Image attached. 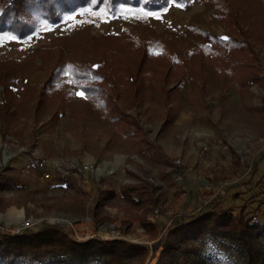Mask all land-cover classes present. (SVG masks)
I'll use <instances>...</instances> for the list:
<instances>
[{"label": "rangeland", "instance_id": "rangeland-1", "mask_svg": "<svg viewBox=\"0 0 264 264\" xmlns=\"http://www.w3.org/2000/svg\"><path fill=\"white\" fill-rule=\"evenodd\" d=\"M216 2L170 4L159 16L120 9L112 17L106 11L84 9L58 24L39 27L29 43L0 42V77L12 82L6 94L0 83V103L4 102L0 107V230L12 235L7 229L27 218L71 221V225L59 223L62 227L44 223L26 230L54 227L66 234L70 244L64 249H28L25 264H264V240L243 226L264 224L262 214L228 209L241 221L230 226L241 238L215 236L204 225L184 228L175 221L182 218L187 223L200 211H209L216 197L206 192L192 201L184 189V174L178 170L204 163L205 171L212 172L205 155L215 140L224 134L264 131V83L252 82L240 94L225 72L227 66L220 60L215 64L206 60L201 72L188 62L187 77L177 87L175 70L165 81L150 77L167 65L164 59L150 56L139 87L119 92L116 81L110 87L119 111L140 128L135 137L125 139L120 132L125 126L117 129L121 121L112 123L61 68L68 62L95 66L105 51L124 55V62L134 68L140 51L133 45L150 38L187 57V50L202 41V31L225 38L239 27V37L249 42L255 56L252 65L264 82V0ZM221 8L229 10L224 20L214 16ZM178 114L188 121L178 122ZM117 158L122 159L118 165ZM70 164L86 166L88 182L78 174L41 177L55 165L71 170ZM221 174L223 180L230 178ZM212 176L204 182L208 188ZM122 185L137 186L131 195L140 201L131 203L130 194L123 196ZM12 207L24 208V216L16 222L2 215ZM75 232L79 237L90 232L93 237L79 238ZM92 239L116 241L124 255L81 260L80 243Z\"/></svg>", "mask_w": 264, "mask_h": 264}, {"label": "trees", "instance_id": "trees-1", "mask_svg": "<svg viewBox=\"0 0 264 264\" xmlns=\"http://www.w3.org/2000/svg\"><path fill=\"white\" fill-rule=\"evenodd\" d=\"M186 1L188 0H0V42L13 40L29 43L30 37L39 31V27H50L58 24L65 17L72 16L84 9L106 11L112 17L120 9L144 11L149 15L159 16L167 10L170 4L183 6ZM214 1L216 2V0ZM224 2L227 3V0H224ZM216 5H218L217 2ZM226 11L229 12L228 9ZM226 11L222 8L218 9L217 12H214V16L219 20H224L222 16H229ZM230 15L235 16L232 11ZM233 20L236 26V18H233ZM235 30L234 35L228 34L226 36L227 39L212 32L202 31V41L187 50V57L169 50L163 42L150 38L146 42L137 40V44L133 45L134 50L138 49L140 51V55L135 60L134 68L128 62H124L126 58L124 55L109 51L103 52L105 53L104 58L99 60L95 66L91 64L83 66L75 62H68L61 68L66 69L70 73L86 97L95 101L112 123L117 124L121 121V124L118 123L117 129L125 126L124 130H120L123 138H132L135 137L140 128L136 121L119 111L114 102L116 94L111 88L113 81L117 82L116 85L120 90L119 92L135 90V88L139 87L141 85L140 81L146 76L144 68L150 56L160 57L167 64L164 68L153 72L150 77L152 78V75L158 76L165 81L169 74L175 70L179 75L176 82L177 87L187 77L188 62L193 63L194 68L201 72L202 65H204L206 60L214 64L218 63L219 60L223 62L227 66L225 72L231 80L235 81L240 94H245L247 86L252 82L260 81L262 84L264 83L252 65L255 56L249 42L245 38L239 37L242 34L241 28L237 27ZM122 60L123 62H121ZM0 83L4 88L5 94L11 91L9 88L10 83H12L10 79L0 77ZM3 105L4 102L0 103V107ZM182 171V168L178 170L179 173H182ZM136 189L137 186H121L123 196L128 197L130 194L129 201L131 203L140 201L135 194L131 195L132 191L135 192ZM212 204H209V211H200L190 222L186 223L184 219L176 218L177 225H181L184 228L204 225L215 236L241 238L242 236H236L238 235L237 231L234 232L230 228L233 221L238 223L241 221L225 207L214 209V204ZM243 226L252 229L264 240V224L243 223ZM69 244L66 234L54 227L41 228L35 232L26 231L20 234H4L0 238V263L25 264L23 256L28 249H64ZM77 244L83 245L82 255L84 257H81V260L92 261V259L104 255L115 257L124 255V250L115 246L116 241L103 242L92 239Z\"/></svg>", "mask_w": 264, "mask_h": 264}, {"label": "crops", "instance_id": "crops-1", "mask_svg": "<svg viewBox=\"0 0 264 264\" xmlns=\"http://www.w3.org/2000/svg\"><path fill=\"white\" fill-rule=\"evenodd\" d=\"M4 43L21 44L13 40ZM1 100L0 88V102ZM176 120L188 121L186 116L180 114L177 115ZM205 159L211 163L212 172L205 171L204 163L197 168L184 167L182 171L184 183H186L184 189L187 192L186 195L193 196L192 201L201 199V196L207 192L211 198L216 196L215 200L211 201L214 209L223 206L235 213L242 211L264 215V131L261 134L260 131L256 134L243 132L235 136L224 134L222 138L215 140L209 146ZM121 161L122 159L117 158L114 163L118 165L117 162L120 164ZM200 161L203 162V160ZM19 162L17 159L15 166L19 165ZM14 164L12 161L11 165ZM223 172L230 175V178L223 180L221 178ZM22 174L26 175L25 171ZM208 176H212L211 188L204 183ZM188 185L189 188L186 189ZM192 189L195 191L191 192ZM2 215L9 222H16L24 216V208H8ZM1 234H4L2 230H0Z\"/></svg>", "mask_w": 264, "mask_h": 264}, {"label": "built area", "instance_id": "built-area-1", "mask_svg": "<svg viewBox=\"0 0 264 264\" xmlns=\"http://www.w3.org/2000/svg\"><path fill=\"white\" fill-rule=\"evenodd\" d=\"M206 148V146L204 145L202 147L203 151ZM174 162L176 164L180 163L179 159L174 160ZM71 170H64L63 168H61L59 165H55L54 168L52 170H45L42 172L41 177L42 178H50L53 173H59L61 176H68V175H77L78 176H83V181L84 182H88V178L86 176V174L84 173V169H87L86 166H76V164H70ZM84 168V169H83ZM79 171V173H78ZM84 171V172H83ZM155 212H157V209L154 210ZM63 221L66 222V224H70L71 225V221L68 220H62L61 218L58 217H35V218H27L22 220L21 222H19L16 226L7 229V231H9L11 234H20L22 232H25L26 230H32V229H36L38 228L40 225L44 224V223H50V224H61L64 223ZM59 224V225H60ZM62 227V225H60ZM74 235L76 237H79L77 235V233L75 232ZM93 237V235L90 232H85L83 234V236L79 237V238H84V239H89Z\"/></svg>", "mask_w": 264, "mask_h": 264}, {"label": "snow or ice", "instance_id": "snow-or-ice-1", "mask_svg": "<svg viewBox=\"0 0 264 264\" xmlns=\"http://www.w3.org/2000/svg\"><path fill=\"white\" fill-rule=\"evenodd\" d=\"M225 39H227V38L225 37ZM77 95H83V93H79V92H78Z\"/></svg>", "mask_w": 264, "mask_h": 264}]
</instances>
